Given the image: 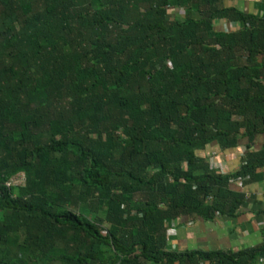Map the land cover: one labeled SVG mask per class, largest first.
I'll return each instance as SVG.
<instances>
[{
	"label": "trees",
	"instance_id": "16d2710c",
	"mask_svg": "<svg viewBox=\"0 0 264 264\" xmlns=\"http://www.w3.org/2000/svg\"><path fill=\"white\" fill-rule=\"evenodd\" d=\"M263 132L264 19L223 0H0V264H257L264 229L235 252L171 251L166 231L236 216L229 180L262 177ZM242 139L237 171L211 167L210 145Z\"/></svg>",
	"mask_w": 264,
	"mask_h": 264
},
{
	"label": "crops",
	"instance_id": "0c3cea01",
	"mask_svg": "<svg viewBox=\"0 0 264 264\" xmlns=\"http://www.w3.org/2000/svg\"><path fill=\"white\" fill-rule=\"evenodd\" d=\"M224 6H232L245 13L264 19V0H223ZM229 23L218 22L217 27L227 28ZM232 28H237L231 23ZM230 27V26H229ZM247 140L232 150H223L217 144L209 146L208 158L214 157L221 165L235 172L240 168L241 155L246 151ZM264 145V132L257 134L249 149L257 150ZM262 177L254 180L242 179L231 184L232 189L245 194V200L236 216H215L202 219L199 216H183L167 224L166 248L185 251H238L259 244L264 229V167L259 169Z\"/></svg>",
	"mask_w": 264,
	"mask_h": 264
},
{
	"label": "built area",
	"instance_id": "2783aa9c",
	"mask_svg": "<svg viewBox=\"0 0 264 264\" xmlns=\"http://www.w3.org/2000/svg\"><path fill=\"white\" fill-rule=\"evenodd\" d=\"M175 13H178L179 15H183V11L181 9L175 10ZM229 25H230L229 28L231 29L232 28L231 23H229ZM212 158L213 159H211V157L208 158V161H209V163H210V165H211L212 168L217 169L222 174H229V173H231V172H229V170H227L226 168H224L219 161L215 160L214 157H212ZM247 178H248V176L245 177V178L238 176L236 178L230 179L229 181L231 183H234L235 181H241L242 179H247ZM22 179H23L22 177H16L14 179V183H12V184H15V183L18 184L19 182H22L23 181ZM202 264H209V262L208 261H205V262H202ZM257 264H264V257L259 258V260L257 261Z\"/></svg>",
	"mask_w": 264,
	"mask_h": 264
},
{
	"label": "rangeland",
	"instance_id": "374dc122",
	"mask_svg": "<svg viewBox=\"0 0 264 264\" xmlns=\"http://www.w3.org/2000/svg\"><path fill=\"white\" fill-rule=\"evenodd\" d=\"M229 26H230V25L226 26V27H227L226 29H227V30H233V29H230ZM223 28H224V27H223ZM240 146H241V145H238V147H240Z\"/></svg>",
	"mask_w": 264,
	"mask_h": 264
}]
</instances>
